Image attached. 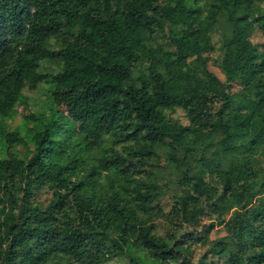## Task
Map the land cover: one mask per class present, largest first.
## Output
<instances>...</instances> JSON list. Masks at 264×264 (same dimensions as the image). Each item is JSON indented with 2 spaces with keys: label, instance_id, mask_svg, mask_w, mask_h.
I'll return each instance as SVG.
<instances>
[{
  "label": "trees",
  "instance_id": "1",
  "mask_svg": "<svg viewBox=\"0 0 264 264\" xmlns=\"http://www.w3.org/2000/svg\"><path fill=\"white\" fill-rule=\"evenodd\" d=\"M263 3L0 0V264H264Z\"/></svg>",
  "mask_w": 264,
  "mask_h": 264
},
{
  "label": "rangeland",
  "instance_id": "2",
  "mask_svg": "<svg viewBox=\"0 0 264 264\" xmlns=\"http://www.w3.org/2000/svg\"><path fill=\"white\" fill-rule=\"evenodd\" d=\"M264 6V3H263ZM141 36L147 37L148 34L145 30L141 31ZM214 50L208 53V56L211 59V62L209 63V69L216 74V76L221 80L225 81V73L221 70L219 63H220V53H219V36L216 34L214 36ZM250 40L253 44H257L261 50H264V35L262 32L255 28ZM54 41L50 42L51 47L56 48V45H54ZM44 65V64H43ZM230 93L233 95H239L242 91V85L239 83V81L230 82ZM24 99L22 103H20L17 106V114L12 120H8L7 124L11 128L15 127H21L24 122V117L30 114H36L43 110H46L49 105V87L47 85H40L35 90H29L25 89L23 91ZM61 110H65L64 106H59ZM172 117L174 119L180 120L183 124H186L185 117L180 110H176ZM28 127H30V123L27 124ZM16 151L20 154L25 153V148L22 146L16 147ZM161 165L163 166V169L161 170L160 177H161V184L166 186L163 187L164 189V195L162 198V206L164 207L165 212L169 211L170 204L172 202L171 197L175 192L176 189V176L177 174L169 167L165 165V162L161 160ZM165 165V166H164ZM37 200L39 202L47 203L48 200L51 198V194L48 190L41 191L37 196ZM207 222L208 220H204ZM157 232L160 235H165L166 231L170 228V225L166 223L163 219L157 220ZM225 235V231L221 227H217L211 234V239L214 240L216 238L223 237ZM205 248H199L195 250V255L201 254Z\"/></svg>",
  "mask_w": 264,
  "mask_h": 264
}]
</instances>
